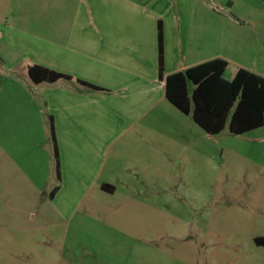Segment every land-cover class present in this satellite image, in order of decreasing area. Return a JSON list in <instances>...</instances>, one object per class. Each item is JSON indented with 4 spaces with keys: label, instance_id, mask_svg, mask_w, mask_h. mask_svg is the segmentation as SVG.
I'll return each mask as SVG.
<instances>
[{
    "label": "rangeland",
    "instance_id": "1",
    "mask_svg": "<svg viewBox=\"0 0 264 264\" xmlns=\"http://www.w3.org/2000/svg\"><path fill=\"white\" fill-rule=\"evenodd\" d=\"M87 3L0 0V264H264V127L209 135L164 101L113 140V154L125 150L121 180L135 191L109 198L77 185L68 203L54 202L43 171L31 176L29 161L11 151L10 124L34 116L41 98L24 68L55 61L58 33L81 29ZM214 9L222 15L227 5L217 0ZM256 15L243 32L225 34L257 38L254 50L264 54V5ZM37 149L33 157L44 160L47 148Z\"/></svg>",
    "mask_w": 264,
    "mask_h": 264
},
{
    "label": "crops",
    "instance_id": "2",
    "mask_svg": "<svg viewBox=\"0 0 264 264\" xmlns=\"http://www.w3.org/2000/svg\"><path fill=\"white\" fill-rule=\"evenodd\" d=\"M215 1L87 0L91 7L86 20L76 24L79 33L67 37L58 33L55 61L32 62L24 68L27 83L30 80L41 89V98L39 105H34L37 114L10 124L11 151L29 161L25 171L31 176L43 171L41 181H48L50 193L55 190L51 195L54 202L75 200L77 185L99 187L109 198L118 195L120 188L124 196H128V188L135 191L133 182L121 180L125 150L119 148L113 154V140L120 129L125 131L149 117L155 105L169 102V75L222 59L228 62L224 77L233 64L236 66L227 80H233L240 69L264 77V54L254 50L257 38L245 32L234 37L225 34L226 30L243 32L247 19L260 18L256 12L264 2L224 0L227 10L221 15L214 9ZM160 28L163 64L159 58ZM228 47L234 53L242 52L248 61L228 55L224 51ZM35 65L71 79L34 83L29 69ZM34 133L43 138L34 139ZM38 147L47 148L44 160L33 157ZM146 160L159 171L157 160ZM143 163L139 167L143 168Z\"/></svg>",
    "mask_w": 264,
    "mask_h": 264
},
{
    "label": "trees",
    "instance_id": "3",
    "mask_svg": "<svg viewBox=\"0 0 264 264\" xmlns=\"http://www.w3.org/2000/svg\"><path fill=\"white\" fill-rule=\"evenodd\" d=\"M163 45V31L160 28L161 64ZM227 67V61L216 59L169 75L166 78L168 101L183 114L191 115L194 122L209 135H218L227 126L235 135L264 127V77L240 69L233 80H227L224 77ZM29 76L37 84L71 79L70 76L39 65L30 67ZM189 83L194 85L191 96Z\"/></svg>",
    "mask_w": 264,
    "mask_h": 264
},
{
    "label": "flooded vegetation",
    "instance_id": "4",
    "mask_svg": "<svg viewBox=\"0 0 264 264\" xmlns=\"http://www.w3.org/2000/svg\"><path fill=\"white\" fill-rule=\"evenodd\" d=\"M261 239H258L257 241H260Z\"/></svg>",
    "mask_w": 264,
    "mask_h": 264
}]
</instances>
